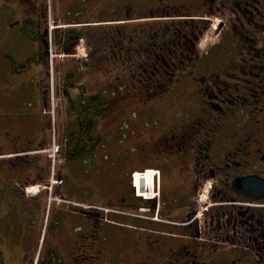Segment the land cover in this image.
I'll return each mask as SVG.
<instances>
[{
  "label": "flooded vegetation",
  "instance_id": "obj_1",
  "mask_svg": "<svg viewBox=\"0 0 264 264\" xmlns=\"http://www.w3.org/2000/svg\"><path fill=\"white\" fill-rule=\"evenodd\" d=\"M5 1L20 17L8 24L19 31L20 61L2 44L0 61L15 75L37 64L40 110L36 123L11 115L31 94L0 67V264H264V0H234L230 10L225 0ZM213 14L231 26L201 50ZM49 63L58 94L65 103L76 94L81 106L70 152L88 155L123 117V139L136 148L123 147L121 173L157 172L154 197H137L127 180V191L105 200L132 208L118 219L121 235L99 234L98 222H108L95 214L105 205L56 203L52 214L29 216L26 205L46 200L49 188ZM99 75L111 78L87 93ZM35 184L38 194L28 195Z\"/></svg>",
  "mask_w": 264,
  "mask_h": 264
},
{
  "label": "rangeland",
  "instance_id": "obj_2",
  "mask_svg": "<svg viewBox=\"0 0 264 264\" xmlns=\"http://www.w3.org/2000/svg\"><path fill=\"white\" fill-rule=\"evenodd\" d=\"M217 1V0H216ZM234 0H225V8L226 10H230L231 8H234V4L232 5V2ZM11 7L12 4L9 3V1H3L1 8H0V38L2 39V41L0 42V44L5 45V50L14 57V60L17 62L16 64L19 63V58H16L17 52V42L19 40V38H17V36L19 35V31L17 29V27H9L8 24L9 23H14V22H18V20H20V17L15 15V14H11ZM224 17L227 18V12L225 14H223ZM207 17H212V19H215L213 22L209 23L206 21L205 26H207L206 28H211L214 29L215 24L217 22V20H220L218 18H221L218 14H213L211 16H207ZM216 17V18H214ZM233 16H229V18L227 19H232ZM52 19V18H51ZM48 21H51L48 19ZM20 22V21H19ZM231 26V23L229 22V25H227L226 27H224L223 29L221 28V30L224 29H229ZM221 30L219 31V33H221ZM220 35V34H219ZM226 35H223L221 37L222 40H226L227 37L225 38ZM218 39V37L216 38V40ZM223 44H227V42H224ZM0 67L2 68V72L5 73L4 77L5 78H10L11 80L13 79L15 81L16 84H20L26 91H30V97L29 98H25L24 100L18 99V104H15L14 107H18L17 109H13L11 110V115L14 117H24L25 120H29L28 118L29 113L33 112L34 115L40 110L39 107L36 106V102L34 99V96L36 94V83L33 82V77L37 78V73L36 70L38 69L37 64H30L29 66H27V68H25V70H23L22 73H18V74H22V75H15L12 74L13 72V68L14 65H12L10 63V61L8 60H4V61H0ZM96 67V66H95ZM116 67V68H115ZM115 67L113 69V73L114 75L116 73L120 74L121 70H120V66H118L117 64H115ZM52 80H53V85H54V92H50V97H49V104L47 107H50V119H49V125L50 127H48V133L50 138L52 137V135L55 137L54 140H56V144H57V139L60 137L59 136V125L61 122H63L62 116L63 113L66 112L65 107H68L65 102H64V97L63 95L58 94L57 92V86L56 83L58 82V79L55 77L56 76V70L54 69V65L52 64ZM50 69V67H49ZM12 70V71H11ZM27 70V71H26ZM8 72V74H6ZM12 72V73H11ZM36 73V74H35ZM117 74V76H118ZM35 75V76H34ZM111 77H109L108 75H99L96 79L97 81H92V79H90V82L93 83H89L86 85V83L84 85H86L87 87V93H90V91H92L93 89L100 90L101 87L103 86L105 80L106 83L109 81ZM78 80V79H77ZM7 82V81H6ZM26 82V83H25ZM95 84V87L93 89H90L91 87H93V85ZM103 101H108L109 99V95L105 92L103 95ZM121 98V97H119ZM119 107H122L121 105ZM29 111V113L27 112ZM135 116L140 117L142 115V112H139L138 110H135L134 112ZM62 119V121H61ZM122 133H124V129L121 130ZM125 134V133H124ZM102 137H104L103 134H101ZM127 138L123 139V143L124 146L126 148L127 151H132L133 149L136 148L135 145H133L132 148H128L127 146ZM50 147L47 149V151L52 155L54 152V148L56 145H49ZM136 154V153H135ZM56 154L54 155V157L56 158ZM105 159H110L109 160V164H112L113 162L117 163V168L119 169V172H117L116 174H109L107 173V176H100L98 175L96 172H94L92 170V165L88 164L87 167L84 168V163H82V160H80L79 158H69L66 162V164H70L72 163L71 167L72 169H74L73 171V175H75V177H71L68 180V184L70 186H76V190L74 191V193H72L75 198H69V199H73V200H78L80 202H84L83 204H77L75 202L76 205L82 206L83 209H90L92 207H90V204H97V205H105V207H108L107 209H103L100 212V214L96 215L95 217H99V221H104V222H108L107 224L104 225L103 222H98L97 224V230L99 231V234H101L102 236H106V235H112V231H117L119 233V235H121L122 233V229H123V225L121 224L120 221H118V219H122V218H128L127 216V211H130L132 208H128V207H123V201L120 202H112V205H106L107 201L109 198H112L113 196L111 195V193H116L118 191L119 188L124 189L125 191H127L128 187L126 185V183L124 182V180L120 179V172L123 168V164L127 162V156L122 155L123 159H121L118 156H116L115 154L112 155L111 157H109L108 154L105 155ZM75 164V166H74ZM80 164H83V168L80 170L79 166ZM61 164L57 163V158L55 160V166L54 169L49 171V188L47 189V196L45 195V193H42L41 198L42 199H46V200H42L38 203H31V205H26V208L29 212V216L32 218V220H39L43 214H44V210L46 215L47 214H52L53 213V208L56 206V203H61L64 201H60V199L57 197V195L53 196V194L51 193L52 191V187L53 188H57V185H59V179H60V171H59V166ZM80 170V171H79ZM93 172L99 179L98 181H95V177L92 173ZM145 176V178L143 179V189L145 190L144 193L142 194L143 198H152L154 197V192H153V186H154V180H153V176H154V172H152L151 170L146 171L145 174H143ZM39 186L38 185H33L30 186L26 189V193L28 195H32V194H38L39 191ZM136 194V193H135ZM137 195V194H136ZM65 197V196H64ZM68 198V197H65ZM53 201L55 203H53L52 205H50V203H48L46 205V202H50ZM123 204V205H122ZM64 205V204H61ZM68 206V205H65ZM90 207V208H89ZM102 216V217H101ZM104 217L106 218V221L104 220Z\"/></svg>",
  "mask_w": 264,
  "mask_h": 264
},
{
  "label": "crops",
  "instance_id": "obj_3",
  "mask_svg": "<svg viewBox=\"0 0 264 264\" xmlns=\"http://www.w3.org/2000/svg\"><path fill=\"white\" fill-rule=\"evenodd\" d=\"M74 97H77L76 94H72ZM18 110V109H17ZM70 115L73 116V118H75L77 116V113L75 110L73 109H69V112H68ZM88 115L90 114L89 111L86 112ZM65 116H66V112L63 113V116H62V119H65ZM31 117V121H33V116H32V113H31V116H29V118ZM17 119H20L18 117H16ZM61 119V121H62ZM17 121H20V120H17ZM64 121V120H63ZM123 121V117H121L116 124L114 123H109L107 124L104 128H103V135L104 137H100L99 138H96V142H95V145H94V148L91 150L90 152V155L91 156V165H92V170L94 172H96L98 175L100 176H107V173L109 174H116L117 171H118V168H117V163L116 162H113L112 164H109V158L108 159H105V155L108 154L109 157H111L112 155H116L123 159V146H124V143H123V140H121V132L119 130V125L122 123ZM65 122V121H64ZM138 122V120H137ZM35 123V120L34 122ZM73 119L70 120L67 124H63V122L60 123L59 125V138L62 140L63 138L66 137L67 133H68V129H71L73 128ZM115 127H118V130L117 128ZM37 143V142H35ZM36 148V144H34V147L33 149ZM70 149V150H69ZM65 151H68L67 153L69 154H72L71 151V146H67V148L65 149ZM93 153V154H92ZM2 158V157H0ZM67 161H64L60 166H59V171H60V177H62L63 179V184L59 187V190L61 192V194L65 197H68V198H75L76 197L72 194L74 193V191L76 190V186H70L68 184V180L69 178L71 177H75V175H73V171L74 169H72V163L70 164H66ZM83 163V161H82ZM2 164V163H1ZM85 165V164H84ZM75 166V164H74ZM76 167V166H75ZM87 167L86 165L84 166V168ZM83 168V164L79 166V169L81 170ZM79 170V171H80ZM135 170H138V169H133V170H130L128 172H126L125 174L124 173H121L120 172V179L121 180H124V182H127V180H129V173L131 171H135ZM90 173H92L95 177V181H98V177L91 171ZM2 177V175H0Z\"/></svg>",
  "mask_w": 264,
  "mask_h": 264
},
{
  "label": "built area",
  "instance_id": "obj_4",
  "mask_svg": "<svg viewBox=\"0 0 264 264\" xmlns=\"http://www.w3.org/2000/svg\"><path fill=\"white\" fill-rule=\"evenodd\" d=\"M213 21H214V20H212V22H213ZM218 26H219V22L217 21L213 30L217 29ZM213 37H214V36H212V30H211V29L208 30L207 33H206V35L203 37V39H202L200 45H201V46H204L206 43H208V42H210L211 40H213ZM53 145H54V141H53ZM56 150H57V147L55 146V148H54V152H53V154L51 155L52 157H53L54 153L56 152ZM141 176L145 177L143 174H140V173H139V174H133V178H134V182H135V184H136L137 180H138Z\"/></svg>",
  "mask_w": 264,
  "mask_h": 264
},
{
  "label": "trees",
  "instance_id": "obj_5",
  "mask_svg": "<svg viewBox=\"0 0 264 264\" xmlns=\"http://www.w3.org/2000/svg\"><path fill=\"white\" fill-rule=\"evenodd\" d=\"M72 135L73 134H69V133H67V143H70L71 141H72ZM71 156H74L73 154H71V155H68V156H66V158H70Z\"/></svg>",
  "mask_w": 264,
  "mask_h": 264
}]
</instances>
